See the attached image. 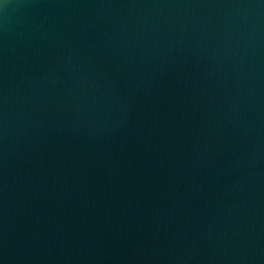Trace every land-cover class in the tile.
I'll return each mask as SVG.
<instances>
[{
	"label": "water",
	"instance_id": "95a60500",
	"mask_svg": "<svg viewBox=\"0 0 264 264\" xmlns=\"http://www.w3.org/2000/svg\"><path fill=\"white\" fill-rule=\"evenodd\" d=\"M0 264H264V0H0Z\"/></svg>",
	"mask_w": 264,
	"mask_h": 264
}]
</instances>
